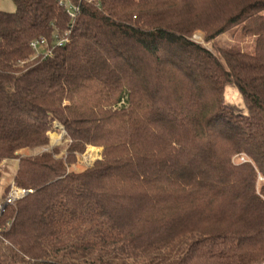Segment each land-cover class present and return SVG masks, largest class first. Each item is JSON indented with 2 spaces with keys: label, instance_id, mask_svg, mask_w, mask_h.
Instances as JSON below:
<instances>
[{
  "label": "trees",
  "instance_id": "16d2710c",
  "mask_svg": "<svg viewBox=\"0 0 264 264\" xmlns=\"http://www.w3.org/2000/svg\"><path fill=\"white\" fill-rule=\"evenodd\" d=\"M13 1L0 179L17 158L29 191L0 210V264L264 263V0ZM232 31L254 52L192 39ZM90 145L101 157L69 170Z\"/></svg>",
  "mask_w": 264,
  "mask_h": 264
},
{
  "label": "rangeland",
  "instance_id": "374dc122",
  "mask_svg": "<svg viewBox=\"0 0 264 264\" xmlns=\"http://www.w3.org/2000/svg\"><path fill=\"white\" fill-rule=\"evenodd\" d=\"M0 9L6 10V11L15 10L14 1L13 0H0ZM192 39L213 50H215L214 45H216L218 48H228L234 45H238L241 48V50L245 52H248V53L254 52V42H255L254 40L255 39L253 37H247L241 34H237V36H234L233 31L232 33L231 32L226 33L218 37L215 41V44L214 42L206 41L202 32H196L195 34H193ZM227 100L228 102L235 104L237 107H241V97H240L239 92L236 89L234 88L228 89ZM49 135H50V148H53L54 146H59L61 148V151L58 157L65 158L66 153H67L66 144L68 142V139L66 137V132H65L64 127L58 121H55L53 124V130L50 131ZM91 148L94 149V156L91 159V163L87 164V162L84 159V156ZM97 148L98 149L100 148L99 149L100 150L99 158H100L102 154V147L90 145L87 147L86 151L83 154H80L77 156L76 161L69 166V170L83 171L84 169L92 166L94 162L98 159V158L95 159L96 154H97ZM246 158H247L246 156L240 155L238 157H235L234 160L236 162H241V161H244V159ZM263 180H264L263 178L259 177L260 182ZM0 198H2L1 192H0Z\"/></svg>",
  "mask_w": 264,
  "mask_h": 264
},
{
  "label": "crops",
  "instance_id": "0c3cea01",
  "mask_svg": "<svg viewBox=\"0 0 264 264\" xmlns=\"http://www.w3.org/2000/svg\"><path fill=\"white\" fill-rule=\"evenodd\" d=\"M37 150H31V149H23L20 151L21 154H31L36 152ZM18 162L19 159H6L2 163V171L3 175L0 179V192L2 193V198H0V203L3 202L5 193L7 192V189L13 184L14 176L18 169Z\"/></svg>",
  "mask_w": 264,
  "mask_h": 264
},
{
  "label": "built area",
  "instance_id": "2783aa9c",
  "mask_svg": "<svg viewBox=\"0 0 264 264\" xmlns=\"http://www.w3.org/2000/svg\"><path fill=\"white\" fill-rule=\"evenodd\" d=\"M71 15H74L75 10L71 7ZM76 9V8H75ZM45 41H34L32 42L33 48L36 50L37 54H40L42 47L44 46ZM245 160V159H244ZM262 178V177H261ZM29 190L18 188L14 184L10 186V189L8 190L7 194L4 197V200L2 203H0V210H4L6 205H14L16 201L20 198H22L26 193H28Z\"/></svg>",
  "mask_w": 264,
  "mask_h": 264
},
{
  "label": "bare ground",
  "instance_id": "6f19581e",
  "mask_svg": "<svg viewBox=\"0 0 264 264\" xmlns=\"http://www.w3.org/2000/svg\"><path fill=\"white\" fill-rule=\"evenodd\" d=\"M94 156V149H90L87 153H86V155L84 156V159H85V161L87 162V164H90L91 163V159H92V157Z\"/></svg>",
  "mask_w": 264,
  "mask_h": 264
}]
</instances>
